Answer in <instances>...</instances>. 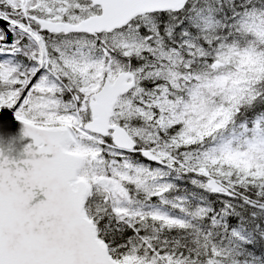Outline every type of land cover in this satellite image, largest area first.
I'll use <instances>...</instances> for the list:
<instances>
[{"label":"snow or ice","instance_id":"1","mask_svg":"<svg viewBox=\"0 0 264 264\" xmlns=\"http://www.w3.org/2000/svg\"><path fill=\"white\" fill-rule=\"evenodd\" d=\"M13 118L0 264H264V0H0Z\"/></svg>","mask_w":264,"mask_h":264},{"label":"water","instance_id":"2","mask_svg":"<svg viewBox=\"0 0 264 264\" xmlns=\"http://www.w3.org/2000/svg\"><path fill=\"white\" fill-rule=\"evenodd\" d=\"M23 126L15 121L13 118L10 130L3 129L0 126V151L4 153L9 159L22 160L26 158L25 148L32 143L30 137H24L22 133ZM37 197L33 201L39 202L40 199H44L42 192L37 189Z\"/></svg>","mask_w":264,"mask_h":264}]
</instances>
